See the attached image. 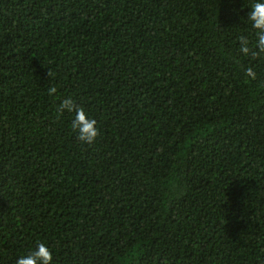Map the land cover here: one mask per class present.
<instances>
[{"label": "trees", "instance_id": "1", "mask_svg": "<svg viewBox=\"0 0 264 264\" xmlns=\"http://www.w3.org/2000/svg\"><path fill=\"white\" fill-rule=\"evenodd\" d=\"M255 2L0 0V264H264Z\"/></svg>", "mask_w": 264, "mask_h": 264}, {"label": "clouds", "instance_id": "2", "mask_svg": "<svg viewBox=\"0 0 264 264\" xmlns=\"http://www.w3.org/2000/svg\"><path fill=\"white\" fill-rule=\"evenodd\" d=\"M248 19L252 23V27L257 30V41L255 47L264 53V0H256L249 13ZM246 43V42H245ZM248 47L241 48L245 54ZM246 75L255 79V73L251 69L246 70ZM56 92L54 87L49 89V94ZM75 111L76 115L72 123V128L77 131V138L85 143H93L99 134L98 128L95 127L96 121L86 117L82 108H76L71 99H65L59 105L58 111L63 113ZM17 264H52V253L43 243L37 245V249L27 256H21L17 260Z\"/></svg>", "mask_w": 264, "mask_h": 264}]
</instances>
